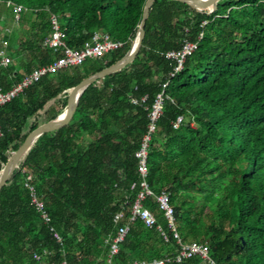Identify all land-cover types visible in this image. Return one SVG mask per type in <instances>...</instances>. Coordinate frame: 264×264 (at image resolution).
<instances>
[{
    "label": "trees",
    "instance_id": "16d2710c",
    "mask_svg": "<svg viewBox=\"0 0 264 264\" xmlns=\"http://www.w3.org/2000/svg\"><path fill=\"white\" fill-rule=\"evenodd\" d=\"M147 1L0 0L23 8L19 22L14 12L4 20L16 26L8 49L15 63L0 69L3 90L59 59L42 47L52 15L72 49L96 33L122 43L43 77L0 110V178L20 147L71 106L83 80L126 55ZM3 14L0 9V20ZM187 42L198 43L197 50L171 77L175 61L167 54ZM164 83L163 113L149 144V188L168 195L183 244L206 245L216 264H264V0H218L213 10L155 0L138 52L91 83L73 115L38 138L0 187V264H107V241L125 224L130 229L114 264L178 254L180 245L154 197L144 206L155 226L129 220L141 191L135 154ZM143 97L145 103H132ZM26 175L48 223L31 204L22 184ZM119 212L124 220L116 224Z\"/></svg>",
    "mask_w": 264,
    "mask_h": 264
},
{
    "label": "built area",
    "instance_id": "2783aa9c",
    "mask_svg": "<svg viewBox=\"0 0 264 264\" xmlns=\"http://www.w3.org/2000/svg\"><path fill=\"white\" fill-rule=\"evenodd\" d=\"M13 12L15 17V23L19 22L21 18V14L23 12V8L20 5L13 6ZM14 23V24H15ZM50 23L52 26V32L49 34L47 38L42 42V47L45 49H51L55 53L60 54L59 59H57L54 63L42 66L35 67L32 69L30 73H28L24 78L13 85V87L9 90H3L0 86V110L16 97H18L25 89L33 86L35 83L39 82L43 77L47 75H53L58 71L64 69H70L72 67L82 65L87 59L100 58L105 53L110 51L117 50L122 47V43L115 42L111 40L107 35L103 33H96L92 37V39L84 44V46L80 49H72L66 43V34L61 30L58 18L56 15H52L50 17ZM13 32L12 27L4 26L0 30V69L3 67H9L14 64V59L9 53L10 40L9 37ZM198 47V43L187 42L184 47L179 51H173L167 54V57L173 59L175 61L174 72L171 74L173 77L175 74L179 73L187 60ZM167 83L162 85V92L157 95L153 106L149 112V126L148 131L144 135L141 143V148L138 152H136L135 157L138 159V172L141 176V191L137 196L136 201L134 202L131 209V218L130 222H134L136 220H141L147 227H153L157 224V220L155 216L152 214L151 210L144 206V201L148 197H154L156 202L158 203L160 209L164 211V215L166 219L169 221V228L173 232L174 238L177 240L180 245V250L176 256L165 255L161 259H154L151 261H136L130 264H183L186 259L199 257L202 260L206 261L208 264H216L214 260L209 257L208 248L206 245L193 242L190 244H183L181 242L180 236L176 230L174 225V211L169 204V197L166 193H161L156 195L150 188L146 181L148 176V151L149 144L152 140L153 134L157 131L158 121L163 113L164 107V94ZM147 101V97H143L141 101L136 99H132V103L137 105L139 103H145ZM183 118L179 117L176 122L173 124V127L177 129L182 123ZM0 136H2L0 130ZM19 166L17 165L16 168ZM22 184L24 188H26L31 197V204L36 207L38 212H40L42 220L45 223L50 221L46 211L44 203L38 198L36 194V190L34 185L32 184V176L26 175ZM135 185H133V188ZM124 218V213L119 212L115 215L114 222L118 224ZM130 226L129 224H125L118 228L117 234L114 238L110 239L109 244V254L107 264H114V257L119 253L120 245L124 242ZM162 235L166 238V234L159 228ZM56 238L60 241L61 238L56 234ZM37 260H40L39 256H36Z\"/></svg>",
    "mask_w": 264,
    "mask_h": 264
},
{
    "label": "water",
    "instance_id": "95a60500",
    "mask_svg": "<svg viewBox=\"0 0 264 264\" xmlns=\"http://www.w3.org/2000/svg\"><path fill=\"white\" fill-rule=\"evenodd\" d=\"M155 0H148L144 9V14H143V19L140 25V28L138 30V33L135 37V39L132 42L131 48L129 49V51L126 53V55L120 60L118 61L114 66L102 71V72H98L96 74H93L91 76H89L88 78H86L85 80H83L78 87L75 89L74 92V96H73V102L71 104V106L61 115H59L58 117H56L54 120H52L51 122H49L46 126H44L43 128H41V130L39 132H37L35 135H33L30 139H28L26 141V143L24 145H22L20 147V149L13 155V157L11 158V161L9 163V165L5 168L2 177L0 178V187L2 185H4L7 180L10 178V176L12 175V173L14 172L15 168L18 165V162L20 160V158L22 157V155L24 154V152L38 139L40 138L46 131H48L49 129L57 126L58 124H60L63 121H66L68 118H70L73 113L76 111V109L78 108V105L80 103V99L81 96L84 92V90L94 81H97L99 79L104 78L105 76L113 73L114 71H116L117 69H119L120 67H122L133 55H135L138 50L140 49L141 45H142V41L145 37V25H146V19L149 13L150 8L152 7L153 3ZM184 3H195V4H204V5H212L214 3H216L218 0H178Z\"/></svg>",
    "mask_w": 264,
    "mask_h": 264
},
{
    "label": "rangeland",
    "instance_id": "374dc122",
    "mask_svg": "<svg viewBox=\"0 0 264 264\" xmlns=\"http://www.w3.org/2000/svg\"><path fill=\"white\" fill-rule=\"evenodd\" d=\"M202 5V4H201ZM203 6L206 8V9H210V10H213L214 8V4L212 5H204ZM0 9L4 12L3 14V19H2V22L4 23V20L8 18L9 15L13 14V6H6V5H0ZM13 28V26H11ZM1 30V29H0ZM13 31H14V28H13Z\"/></svg>",
    "mask_w": 264,
    "mask_h": 264
},
{
    "label": "crops",
    "instance_id": "0c3cea01",
    "mask_svg": "<svg viewBox=\"0 0 264 264\" xmlns=\"http://www.w3.org/2000/svg\"><path fill=\"white\" fill-rule=\"evenodd\" d=\"M4 26H6L5 23L2 22V20H0V29H2ZM13 28L16 26L15 24L12 25ZM15 63V61H14ZM199 264H208L206 261L202 260Z\"/></svg>",
    "mask_w": 264,
    "mask_h": 264
}]
</instances>
